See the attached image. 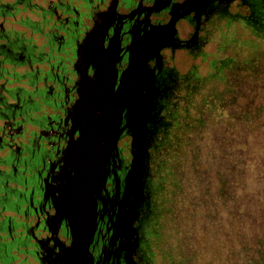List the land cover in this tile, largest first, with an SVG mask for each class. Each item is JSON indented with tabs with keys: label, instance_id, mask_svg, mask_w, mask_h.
<instances>
[{
	"label": "flooded vegetation",
	"instance_id": "1",
	"mask_svg": "<svg viewBox=\"0 0 264 264\" xmlns=\"http://www.w3.org/2000/svg\"><path fill=\"white\" fill-rule=\"evenodd\" d=\"M251 54L264 0H0V264H228L201 241L199 104L187 137L161 124ZM172 132L194 149L171 165Z\"/></svg>",
	"mask_w": 264,
	"mask_h": 264
},
{
	"label": "trees",
	"instance_id": "2",
	"mask_svg": "<svg viewBox=\"0 0 264 264\" xmlns=\"http://www.w3.org/2000/svg\"><path fill=\"white\" fill-rule=\"evenodd\" d=\"M227 64L238 71L212 84V77L203 75L196 96L191 94L183 103V119L170 124L167 114L168 122L161 125L166 130L183 125L187 137L194 119L189 108L199 104L196 166L202 170L204 183L211 180V190L204 189L201 197V241L205 245L211 231L217 248L227 254L223 260L228 264H264V152L260 153L264 148L256 146L257 154L250 151L251 138L264 137V56L251 54L246 61L233 59ZM166 137L161 155L167 149L171 165L182 143L187 155L194 149L187 146L191 137L181 141L174 132Z\"/></svg>",
	"mask_w": 264,
	"mask_h": 264
},
{
	"label": "rangeland",
	"instance_id": "3",
	"mask_svg": "<svg viewBox=\"0 0 264 264\" xmlns=\"http://www.w3.org/2000/svg\"><path fill=\"white\" fill-rule=\"evenodd\" d=\"M260 139H262V141L264 140V137H262V136H260V137H255V138H251V140H250V151L251 152H255V153H257L258 152V150H257V148H255L256 146H261V144H260ZM257 150V151H256ZM137 183H138V181H137Z\"/></svg>",
	"mask_w": 264,
	"mask_h": 264
},
{
	"label": "water",
	"instance_id": "4",
	"mask_svg": "<svg viewBox=\"0 0 264 264\" xmlns=\"http://www.w3.org/2000/svg\"><path fill=\"white\" fill-rule=\"evenodd\" d=\"M152 79V78H151ZM151 82L153 83V81L151 80ZM138 90H140V93H142L141 91H144V88L142 89L141 87H139V89ZM98 95V94H97ZM138 96H139V94H138ZM98 99V98H97ZM81 109L83 110V111H85V109L84 108H82V106H81ZM150 109V108H149ZM148 111V110H147ZM148 116H149V118L151 117L149 114H148ZM148 116H147V118H148ZM147 118H144V119H142L143 121L142 122H145L144 120H146ZM141 121V120H140ZM140 124V123H139ZM139 132L140 133H144V130L143 131H141V130H139ZM136 190H137V192H138V194H137V196L139 197L141 194V187H140V185L139 186H137V188H136ZM135 197V199L136 198H138V197ZM128 199V198H127Z\"/></svg>",
	"mask_w": 264,
	"mask_h": 264
}]
</instances>
